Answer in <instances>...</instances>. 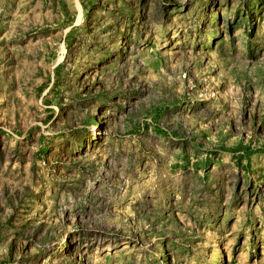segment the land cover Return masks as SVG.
Returning <instances> with one entry per match:
<instances>
[{
  "label": "rangeland",
  "instance_id": "1",
  "mask_svg": "<svg viewBox=\"0 0 264 264\" xmlns=\"http://www.w3.org/2000/svg\"><path fill=\"white\" fill-rule=\"evenodd\" d=\"M0 264H264V0H0Z\"/></svg>",
  "mask_w": 264,
  "mask_h": 264
}]
</instances>
